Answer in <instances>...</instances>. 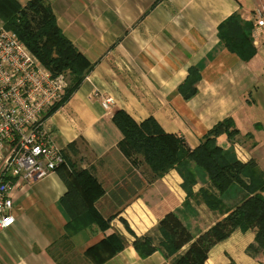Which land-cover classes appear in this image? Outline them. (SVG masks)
I'll list each match as a JSON object with an SVG mask.
<instances>
[{"label": "crops", "instance_id": "0c3cea01", "mask_svg": "<svg viewBox=\"0 0 264 264\" xmlns=\"http://www.w3.org/2000/svg\"><path fill=\"white\" fill-rule=\"evenodd\" d=\"M17 1L23 6L29 0ZM48 2L62 33L91 69L69 99L45 118L44 127L75 168L98 181L104 195L94 207L110 221L103 230L89 217L74 216L63 201L68 186L57 170L30 185L20 184L12 195L15 224L0 231V264H173L175 256L166 258L160 251L141 258L132 243L146 235L159 242L157 226L169 212L194 237L221 220L224 215L208 209L199 197L200 190H210L208 175L188 163L196 181L190 197L176 169L156 179L142 161L133 166L117 147L122 134L113 114L123 110L137 123L153 118L191 151L219 122L231 118L239 141L222 134L217 145L236 158L238 146L244 154L238 160L253 159L264 172V26L254 24L256 54L248 62L218 36L219 26L234 14L253 23L264 0ZM193 87L196 93L186 99ZM108 98L113 101L105 110L102 102ZM73 142L74 150L68 148ZM246 197L233 184L220 199L234 209ZM111 235L121 236L126 245L100 260L90 251ZM254 242V230H236L210 250L205 264H264V250L256 257L248 251Z\"/></svg>", "mask_w": 264, "mask_h": 264}, {"label": "trees", "instance_id": "16d2710c", "mask_svg": "<svg viewBox=\"0 0 264 264\" xmlns=\"http://www.w3.org/2000/svg\"><path fill=\"white\" fill-rule=\"evenodd\" d=\"M0 19L3 29L16 34L53 76L67 72L71 76L64 98L49 110L47 118L78 89L91 65L62 33L48 0H29L23 6L17 0H0ZM253 29V23L244 22L240 15L234 14L219 26L218 36L231 53L248 62L256 54ZM197 79L199 76L192 77L194 82ZM185 93L188 99L196 89L193 87ZM112 120L122 134L117 147L133 166L142 161L156 179L176 169L183 179V190L192 197L196 181L187 165L195 163L207 173L210 181V190H200L199 197L208 209L224 215L207 231L194 237L175 212L167 213L157 226L159 242L156 243L152 235L135 237L132 246L141 258L160 251L166 258L175 256L173 264H205L210 250L236 230L255 231V242L248 249L254 257L264 250V172L253 159L242 163L235 153L224 151L216 143V138L222 134H226L230 142L239 135L231 118L219 122L193 151L182 138L164 132L153 118L137 123L125 111L118 110ZM75 146L73 142L68 148L74 150ZM62 155L65 163L56 170L62 173L68 186L63 201L74 216L89 217L105 230L110 220L104 221L94 207L95 201L104 195L100 184L88 171L76 169L63 151ZM233 184L239 185L247 197L234 209H228L220 198ZM125 245L124 238L111 235L90 252L105 260ZM184 247H187L185 252L179 254Z\"/></svg>", "mask_w": 264, "mask_h": 264}, {"label": "built area", "instance_id": "2783aa9c", "mask_svg": "<svg viewBox=\"0 0 264 264\" xmlns=\"http://www.w3.org/2000/svg\"><path fill=\"white\" fill-rule=\"evenodd\" d=\"M251 21L264 26V9L255 11ZM66 89L64 74L53 76L16 34L0 29V231L15 224L14 189L65 163L44 122ZM112 101L103 100L105 110ZM236 154L243 159L242 152Z\"/></svg>", "mask_w": 264, "mask_h": 264}, {"label": "rangeland", "instance_id": "374dc122", "mask_svg": "<svg viewBox=\"0 0 264 264\" xmlns=\"http://www.w3.org/2000/svg\"><path fill=\"white\" fill-rule=\"evenodd\" d=\"M3 28V22H2V20L0 19V29H2ZM65 78H66V82H67V89L69 88V85H70V83H71V76L69 75V73L67 72L66 74H65ZM66 89V90H67ZM66 93V92H65ZM239 136V135H238ZM236 137L235 139H234V141L236 142V141H239V137ZM241 137V136H240ZM247 137V136H246ZM244 141H247V138H244L243 139ZM236 150H238V151H240V152H242V150H241V148H239L238 146H236ZM243 153V152H242Z\"/></svg>", "mask_w": 264, "mask_h": 264}, {"label": "bare ground", "instance_id": "6f19581e", "mask_svg": "<svg viewBox=\"0 0 264 264\" xmlns=\"http://www.w3.org/2000/svg\"><path fill=\"white\" fill-rule=\"evenodd\" d=\"M135 228V227H134Z\"/></svg>", "mask_w": 264, "mask_h": 264}]
</instances>
